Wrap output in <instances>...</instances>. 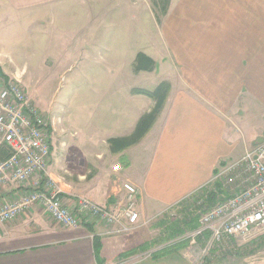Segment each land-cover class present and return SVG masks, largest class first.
I'll list each match as a JSON object with an SVG mask.
<instances>
[{
	"label": "crops",
	"instance_id": "1",
	"mask_svg": "<svg viewBox=\"0 0 264 264\" xmlns=\"http://www.w3.org/2000/svg\"><path fill=\"white\" fill-rule=\"evenodd\" d=\"M179 1L176 20H170L175 15L170 8L159 24L146 0H0V16L6 5L22 15L31 12L40 33L46 16L54 18L57 33L62 31L57 19L80 12L97 18L96 31L105 34L97 43L101 48L116 50L126 40L139 50L133 64L144 52L156 61L157 70L160 61L157 51L151 50L160 44L180 65L176 85L165 78L171 90L150 131L135 145L113 152L109 139L132 134L156 104L146 95L130 96L129 102L135 104L131 117L103 139L105 146L95 154L89 186L68 182L61 187L66 205L73 207L84 196L111 204L124 194L122 184L130 182L139 190L142 215L165 211L210 185L222 163L239 157L250 142L255 145L262 138L261 133L247 137L242 121L256 105L264 106V0ZM148 21L157 29L155 34ZM138 32L144 33L142 40L136 37ZM260 112L264 117V110ZM117 162L120 171L113 170ZM50 172L57 177L56 168ZM81 177L85 180L87 175ZM27 187H1L0 206ZM112 231L97 219L67 228L41 205H34L18 218L0 223V264H115L111 250L129 235ZM184 250L158 257L151 252L124 264H193Z\"/></svg>",
	"mask_w": 264,
	"mask_h": 264
},
{
	"label": "rangeland",
	"instance_id": "2",
	"mask_svg": "<svg viewBox=\"0 0 264 264\" xmlns=\"http://www.w3.org/2000/svg\"><path fill=\"white\" fill-rule=\"evenodd\" d=\"M173 1L170 0L167 4L165 0H146V5L152 8L154 20L156 18L160 24L165 8H172L175 15L173 14L170 20L172 22L176 20L175 10H178L181 4L179 0ZM4 8L6 10H2L5 12L0 16V68L9 79L21 84L30 101L53 128L49 164V172L51 167L56 168L57 177L51 175L53 180L62 188H66L68 182L81 183L82 187H88L92 179L89 174L97 163L95 154L97 151L102 152L105 146L103 139L113 135L114 131L131 117L132 106L135 105L129 102L131 89L133 87L155 89L162 78L164 80L167 78L176 85L180 65L176 64L175 58H171L172 55L166 46L155 44L154 47L157 49L151 51L154 53L157 51L155 56L160 61L158 69L153 73H136L132 62L135 51L139 50L132 44L128 46L126 40L122 43L123 46L116 50L101 48L97 43L105 34L97 33V23L93 22L97 18L94 20L87 18L80 15V12L61 17L57 22L63 27H60L62 31L55 33L54 28L57 26L54 27V18L46 16L43 18L45 22L41 24L40 33L38 24L33 25L34 18L31 12L26 11L22 15L7 5ZM150 22L152 24V21H148L149 26L155 34L157 29ZM89 28L91 29L88 30ZM140 30L144 32V27ZM137 36L142 40L144 33L138 32ZM140 40H137V43ZM140 44L143 45V42ZM103 53L105 56H102ZM256 106L255 111L249 113L242 121L245 129L243 131L247 133V137L261 133L260 138L264 139V117L260 112L264 110V106ZM252 143L253 141L245 148V152L253 146ZM242 155L222 163L218 170L223 165L234 163ZM239 170L237 167L229 171L228 179L234 177ZM84 174L87 175L85 180L81 177ZM215 182L212 180L207 189L214 190ZM240 186L243 188L244 184ZM247 186L248 184L245 185ZM221 187L224 192L223 198L215 201L213 206L212 202L203 201L206 193L200 191L165 211L151 214L152 216L141 214L137 194L136 209L140 214L141 226L127 234L129 238L125 237L127 239L121 245L116 242L114 250H111L115 264L131 262L160 250L152 251V248L184 241L188 243L183 247L185 248L183 252L193 264H264V234L246 238H227L226 243L212 250L209 255L203 252L207 240H204V243L197 241L196 244H191L188 236L192 229H186L180 236L166 241L165 238L170 231L169 222L184 220V217L189 220L223 202L227 197L228 186L221 183ZM117 197L119 200L121 195ZM185 237L188 239H184ZM134 243L136 246L129 248ZM144 246H147V249L140 248ZM133 249L136 250L135 253L125 256L126 252Z\"/></svg>",
	"mask_w": 264,
	"mask_h": 264
},
{
	"label": "built area",
	"instance_id": "3",
	"mask_svg": "<svg viewBox=\"0 0 264 264\" xmlns=\"http://www.w3.org/2000/svg\"><path fill=\"white\" fill-rule=\"evenodd\" d=\"M52 131L51 124L33 105L21 84L0 73V188L28 186L0 206V223L14 220L40 204L67 228L97 219L110 225L113 233L129 234L137 230L141 226L136 209L139 190L130 182L122 184L124 194L109 206L85 197H80L73 207L64 204L60 196L62 189L49 172ZM6 152L7 156L2 158L1 153ZM237 167L239 172L228 179V172ZM113 169L120 171L122 166L117 163ZM213 180L228 186L227 197L216 207L203 212L200 225L188 236L191 244H196L200 236L209 232L203 249L207 255L226 243L227 238L264 234V139L234 163L223 165ZM241 184H244L243 188Z\"/></svg>",
	"mask_w": 264,
	"mask_h": 264
},
{
	"label": "trees",
	"instance_id": "4",
	"mask_svg": "<svg viewBox=\"0 0 264 264\" xmlns=\"http://www.w3.org/2000/svg\"><path fill=\"white\" fill-rule=\"evenodd\" d=\"M165 1L167 2V4L170 2V0H165ZM167 10L168 9L165 8L163 10V14H166ZM133 68L136 73L140 71H153L156 68V61L151 56L147 55L146 53L139 52L133 64ZM0 73H2L7 79H9L8 76L4 72H2L1 68H0ZM170 90H171V82H169L168 80L160 81L159 84L155 87V89H149L145 87H133L131 89L132 94L146 95L148 97H151L155 100L156 104L150 112L144 114L140 118L132 134L128 136H124V137H114V138L109 139L110 147L113 152L122 151L132 145H135L136 143L140 142L143 139V137L150 131V129L156 122L159 114L161 113L167 101ZM7 154H8L7 152L5 154L1 153V157L4 158L5 156H7ZM216 171H218V169ZM214 186H215L214 190H208L207 186H205L201 190L198 191V192L202 191V193H206V196L203 198V201L206 200L204 202H208V201L212 202L213 204L211 206L214 205L215 201L217 202L220 199H222L223 198L222 196L224 195L220 182L216 181ZM60 196H61V193H60ZM225 199L226 198H224V200ZM200 216L201 214L196 215L195 217H191L189 220H187V217H184V220L183 219L174 220V221L169 222L171 223L169 225L170 231H169L167 238H165L166 241L180 236V234L184 233L186 229L194 230L198 228V226L200 225L199 224ZM209 235H210L209 232H206L203 236H200L198 238V241L204 243V240H207ZM187 243H188L187 241H184L183 243L182 242L174 243V244L171 243L170 245L165 246L156 252H153L152 255L153 257H158L160 255L168 254L171 252H176L182 249ZM140 248L145 250L147 249V246L140 247ZM135 251H136L135 249L130 250L125 253V256L127 255L129 256L133 252L135 253Z\"/></svg>",
	"mask_w": 264,
	"mask_h": 264
},
{
	"label": "water",
	"instance_id": "5",
	"mask_svg": "<svg viewBox=\"0 0 264 264\" xmlns=\"http://www.w3.org/2000/svg\"><path fill=\"white\" fill-rule=\"evenodd\" d=\"M261 140H262V138L259 141H261ZM259 141H257V142H259Z\"/></svg>",
	"mask_w": 264,
	"mask_h": 264
}]
</instances>
